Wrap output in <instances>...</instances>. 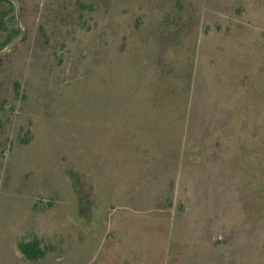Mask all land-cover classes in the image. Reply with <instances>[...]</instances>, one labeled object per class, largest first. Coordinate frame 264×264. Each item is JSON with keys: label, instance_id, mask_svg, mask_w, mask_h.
I'll return each instance as SVG.
<instances>
[{"label": "rangeland", "instance_id": "374dc122", "mask_svg": "<svg viewBox=\"0 0 264 264\" xmlns=\"http://www.w3.org/2000/svg\"><path fill=\"white\" fill-rule=\"evenodd\" d=\"M15 1L0 264H264V0Z\"/></svg>", "mask_w": 264, "mask_h": 264}, {"label": "trees", "instance_id": "16d2710c", "mask_svg": "<svg viewBox=\"0 0 264 264\" xmlns=\"http://www.w3.org/2000/svg\"><path fill=\"white\" fill-rule=\"evenodd\" d=\"M64 7L65 6L62 7V10ZM89 7H93L92 4ZM89 7L85 6L84 4L78 6L80 11L88 10ZM14 10H15L14 4L10 0H0V30L8 34L3 47H7L8 45H10L15 39V36L20 35V31L16 28L14 23V20H16V18L15 16L12 15V12H14ZM21 13H23V9H21ZM75 13L78 14L79 11ZM68 18H70L68 17V15H64L61 16L59 18L60 20L58 19V21L61 22L60 24L66 26L68 24V20H67ZM52 19H53L52 16L47 15V20H52ZM81 20L83 22L84 18L81 17ZM80 28H85V26H82ZM19 249L22 252V254L25 256V258L28 260L39 259L43 257L45 253L41 248V243L39 241H34L31 243H22L19 245Z\"/></svg>", "mask_w": 264, "mask_h": 264}, {"label": "water", "instance_id": "95a60500", "mask_svg": "<svg viewBox=\"0 0 264 264\" xmlns=\"http://www.w3.org/2000/svg\"><path fill=\"white\" fill-rule=\"evenodd\" d=\"M12 3L15 4L16 9H17V22H18V27L21 29V19H20V14H19V7L17 5V2L15 0H10ZM25 32L24 30L21 29V35L20 38L18 40H16L15 42H13L12 44H10L7 48H5L4 50L0 51V55L9 52L12 48H14L24 37Z\"/></svg>", "mask_w": 264, "mask_h": 264}]
</instances>
